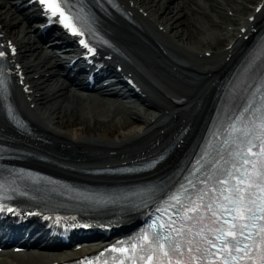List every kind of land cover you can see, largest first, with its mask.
<instances>
[{
  "label": "bare ground",
  "instance_id": "6f19581e",
  "mask_svg": "<svg viewBox=\"0 0 264 264\" xmlns=\"http://www.w3.org/2000/svg\"><path fill=\"white\" fill-rule=\"evenodd\" d=\"M138 1L149 10L158 23L168 29V35H164V39L173 59L162 57L154 46H149V41L144 40L146 36L143 33L133 34L125 31L124 22L118 18L107 21L112 38L120 41L124 50L150 71V79H147V82L150 85L151 98L148 100L147 108L131 107L128 114H120L118 96L104 95L98 90L87 92L80 85L72 84L67 78L62 77L59 73H62L63 69L58 64L60 61L58 50L65 47L37 43L38 37L33 28V20H27L24 14L7 0H0V16L5 29L16 41L29 42L22 46L23 61L33 73L50 72L52 75L47 79L48 85L53 86L50 90L57 89L48 93L44 92V86L37 88L40 94L39 105L33 114L44 131L57 140L72 143L75 150L92 148L96 151L111 146L115 148L139 145L144 138L155 135L158 126L173 123L172 114L167 115L164 109H172L173 113L177 109L191 105L193 101L206 104L205 100L212 87L211 82L222 70V67L217 66L216 59L221 57L224 60L223 54L228 52L227 49L214 58L198 57L200 47L208 45V40L218 37L222 31L217 24L224 21V16L215 10L218 6L215 4L217 0ZM193 9L198 11L195 16L197 22L202 24L200 29L187 24L193 15ZM201 10H207V15L211 17L210 23L206 17L200 16ZM238 12L242 13V9ZM230 41H233L234 45L240 42L238 38H231ZM166 68H169L173 76H181L192 81L200 75L210 76L197 93L189 94L185 90H177L170 86L171 82L163 73ZM177 104L180 106L176 108ZM195 106L198 105L195 103L194 108ZM111 112L113 115L118 112V116L111 118ZM103 116H107L106 120L101 119ZM81 253L83 251L72 252ZM59 258L55 251L33 248L20 253L12 251L0 253V264H47Z\"/></svg>",
  "mask_w": 264,
  "mask_h": 264
},
{
  "label": "snow or ice",
  "instance_id": "6c2138e0",
  "mask_svg": "<svg viewBox=\"0 0 264 264\" xmlns=\"http://www.w3.org/2000/svg\"><path fill=\"white\" fill-rule=\"evenodd\" d=\"M50 7H53L57 10L59 9L58 5H50ZM53 14H55V11ZM61 15H63V12H61ZM3 56L4 52L0 51V57ZM261 127L264 129V125ZM260 154L264 155V147L261 148ZM247 162L248 161H245V163ZM229 176H231V173H229ZM221 183H224V181ZM239 183H243V181H240ZM234 191L239 194L241 189L237 186L234 188ZM224 198L235 205L231 209H226V211L235 214L232 215L231 221L224 220V224L229 225L227 229H217L219 235L215 237V240L220 242L219 247L217 248L216 243H214L212 240H207L206 243H208L211 248H217V250L222 254L223 258L220 260L219 264H239V260L242 258L239 256V254L243 253L244 256H249L250 249L252 247L251 244L242 243V240H252L251 232L245 235V229L250 227V224L247 221H251L256 217L252 209L243 204V195H237L235 200L231 199L229 196H225ZM175 199H177V202H179L178 197ZM209 207L211 206L209 205ZM196 210L197 208L191 209V211ZM262 211H264V209H262ZM259 219H264V216L259 217ZM259 231L264 233V227H261ZM142 240L148 241V236H143ZM260 240L264 242V236H261ZM152 243L156 245L154 251H157L159 255L165 259H168L169 257V250L165 249V244H169V248L172 253H177L181 256L183 255V253L180 251V245L176 244L175 246H172L168 240V237H157L152 241ZM187 243L191 245L192 241L189 240ZM141 250L143 251V248H141ZM192 251L193 249L189 247V264H194V262L197 260V257L191 255ZM195 251L200 252L201 249L197 247ZM205 251H208L209 255H215L209 249H205ZM148 259L151 260V256H149ZM260 259L264 261V254L260 255ZM168 264H172L171 259H168ZM177 264H179V262H177Z\"/></svg>",
  "mask_w": 264,
  "mask_h": 264
},
{
  "label": "rangeland",
  "instance_id": "374dc122",
  "mask_svg": "<svg viewBox=\"0 0 264 264\" xmlns=\"http://www.w3.org/2000/svg\"><path fill=\"white\" fill-rule=\"evenodd\" d=\"M248 0H220V2L216 3L218 6L215 7V10H217V12H220L227 20H230V19H233L232 16L229 17L228 15V9H232V10H235V8L238 9V11H240L241 9H243L242 11L245 12V13H248L249 12V8L247 5ZM249 2V1H248ZM250 2H255V0H250ZM198 12V11H197ZM196 12V9H193L192 10V13L193 15H191L189 21H188V25L189 26H194L193 28L197 27L198 29H200L202 27V24L198 23L197 20H196V16L195 14H197ZM206 19L208 20V22L210 23L211 20H210V16H205ZM204 17V18H205ZM209 41V44L208 45H202L200 47V51H203L205 48L207 47H212L214 48L215 51H220L224 48L225 44H226V39L224 37V39H220L216 42V40H208ZM45 78H41L39 79V81H36L37 83H40L42 80H44ZM46 83H48V81H46ZM39 85V84H38ZM40 86V85H39ZM52 85H48L46 86L45 90L44 91H47L49 92L50 89H52ZM120 105L121 107H119L118 109V112L120 114H128L130 109H128L126 107V105L122 102H120ZM138 108H143L145 109V105L144 104H134V109H138ZM118 112L116 113V115L112 116V112L110 113V117L111 118H116L118 116Z\"/></svg>",
  "mask_w": 264,
  "mask_h": 264
}]
</instances>
